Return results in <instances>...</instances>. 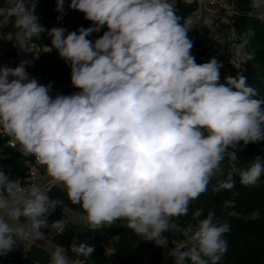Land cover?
Here are the masks:
<instances>
[{"label": "clouds", "instance_id": "clouds-1", "mask_svg": "<svg viewBox=\"0 0 264 264\" xmlns=\"http://www.w3.org/2000/svg\"><path fill=\"white\" fill-rule=\"evenodd\" d=\"M65 2L56 0L57 19L66 14ZM36 4L5 0L0 7V27L13 24L27 52H34L28 42L46 31ZM67 6L93 26L67 34L63 27L48 29L45 52L55 49L70 66L78 91L51 95L52 84L29 77L28 60L0 67V133L44 167L92 229L124 220L160 247L169 242L164 233L173 231L187 240L168 253L174 264H219L231 225L216 221L213 211L204 216L203 208L192 214L195 225L180 227L174 219L188 215L217 174L225 178L213 185L215 192L234 189L236 177L243 187L260 183L264 155L241 168L237 151L264 141V98L242 74L221 83L215 57L196 63L189 37L195 20L178 15L175 0H70ZM250 6L264 23V0H250ZM104 27L102 36L88 39ZM248 35L234 46L241 63L255 59L245 51ZM56 205L40 185L22 187L0 170V256L18 241L45 240L41 229H62L63 220L48 222ZM223 206L229 217L260 218L259 210L242 217L234 198ZM70 248L76 259L63 246H51L49 264H85L95 251L75 238Z\"/></svg>", "mask_w": 264, "mask_h": 264}, {"label": "trees", "instance_id": "trees-1", "mask_svg": "<svg viewBox=\"0 0 264 264\" xmlns=\"http://www.w3.org/2000/svg\"><path fill=\"white\" fill-rule=\"evenodd\" d=\"M236 5L237 9L240 11V7L245 3L244 0H232ZM70 0H66L65 7L68 5ZM45 3L47 6L44 7L45 11L54 12L55 14H60L56 11V0H44L37 7H41V5ZM175 9L177 14L179 15L183 12L181 17L192 16V5L184 4L181 2H177L175 5ZM241 12V11H240ZM3 17H0V20H3ZM65 19H62V22L65 24ZM245 20V17L239 16L235 19L234 24L241 23ZM75 29V27H73ZM71 26L72 31H75ZM106 27L102 28L100 32H98L99 37L103 35V32L106 31ZM197 31V23L194 24V29L189 33L190 39H192ZM2 32L13 34L14 35V26L11 23L5 24L2 26ZM94 37V34L88 37L91 39ZM262 39L259 38V35L256 34L255 40L253 39V48L255 52L260 53L259 45ZM46 40L44 35H41L39 38H33L29 44L35 43H45ZM49 46L51 43H48ZM264 54V50H263ZM199 58V57H198ZM201 60V59H200ZM200 60H197L198 63H202ZM32 74L39 75H48L50 79L54 80L57 85H63V95H67L75 90L71 85V69L70 66L58 55L57 51H53L51 54L46 55L44 57H39L36 65L31 70ZM247 77L248 81L251 82L252 87L257 88L259 96L257 98H264V74H260L254 70L250 63L246 64V68L244 71L240 72ZM241 150L237 151L238 162L240 159L242 161V167L245 168L249 164L252 163L255 156L264 155V141L258 143H249L244 148L241 145ZM8 155L14 156L15 161L13 164H10L8 160L3 162L4 166L7 168L4 171L10 179H18L23 176L25 171V167L23 162L29 157H25L22 155L18 148L8 152ZM222 168L224 171H227V160H225L222 164ZM225 177L223 175L217 174L212 178L211 183L208 186V190L203 193L197 200L193 201L188 210V215L183 217H178L174 219L176 224H183L186 226L191 223L195 225L196 221L192 220V214L195 210L199 208H203L204 216L207 215L208 211H213L215 214L216 221H227L231 225V231L226 234L225 238L228 241V251L224 254L219 264H264V175L261 177L260 183L255 187H243L239 183V177H236L237 183L234 189L231 191L223 190L221 192L213 191V185L217 183L219 180H223ZM51 199L62 200L64 204L70 208L74 209L75 204L71 203L68 199L67 195L59 194L57 196L51 195L49 193ZM235 199L236 202V211L240 212L242 217H248L250 213L254 210H259L260 218L256 220L252 219H241L236 217H229L227 215V211L230 209H225L223 206V202L227 199ZM204 216L201 217L204 218ZM66 220V216L64 214H53L48 217V222L51 224L55 220ZM122 221V220H118ZM46 228V230L51 229ZM126 226L122 227L116 234H119L120 241L119 245L123 248L124 252L127 254L130 252V247L134 246L138 243V237L135 233L130 232ZM173 231L166 232L164 234L169 235L172 234ZM73 238L80 240H86L89 246L94 247L95 251L92 256L88 257L87 260L89 264H109L108 259L102 255L101 249L99 248L98 243L94 244L92 240H90V236L94 239H98L103 235L114 234L112 231H108L104 228L90 230L87 234L83 231L75 229L68 222L66 231L63 235L55 238L60 245H64L66 242ZM89 237V239H88ZM175 239L182 244H187V240L182 235L176 233ZM159 251H153L150 259L146 264H156L157 263V254ZM32 254L34 257L40 261L41 263L49 262V255L43 251L33 250ZM7 259L14 260L17 264H30L27 260H23L18 254L17 251H12L9 255H6ZM169 264H174V260L171 257Z\"/></svg>", "mask_w": 264, "mask_h": 264}, {"label": "built area", "instance_id": "built-area-1", "mask_svg": "<svg viewBox=\"0 0 264 264\" xmlns=\"http://www.w3.org/2000/svg\"><path fill=\"white\" fill-rule=\"evenodd\" d=\"M42 1L44 0H37L36 7ZM177 2L192 5L191 15L197 23V31L195 36L192 38L193 48L191 49V53L195 57L196 63H198L197 60L200 59L202 60H200L202 63H205L211 58L215 57L219 62L222 63V67L220 69L221 83L225 82L226 76L235 77L238 73L244 71L247 63H241L239 57L234 54V46L240 43L242 40L234 33L235 19L241 15V12L237 9L234 2L232 0H175V5ZM205 21L209 22L204 23ZM53 27L65 28L66 34L67 32L72 31L71 27H67V25H65L62 20L53 22L50 29ZM95 34H97V37L94 39L91 38L93 41H95V39H97L99 36L98 33ZM32 51H34V49H32ZM35 55V53L27 51H25V54L21 55L20 53H17L16 50L11 46L8 47L5 45V43H2L0 45V67L8 66L15 68L21 60H28L31 62L30 64L26 65V71L29 74V77L37 79L38 83L42 85L52 84L51 95L55 96L57 94H62L63 85H57L54 80L49 78L48 75L31 73L30 70L35 67L38 60L34 58ZM38 56L40 57L39 54ZM74 92H76V90H72V92L67 95H70ZM10 139V137L0 133V170L7 169L3 162L7 160L9 156L8 152L18 148V146L12 147L9 145ZM23 164L25 171L23 176L17 179L18 183L22 187L38 184L49 194V180L51 178L47 176L44 167L37 165L35 159L30 156L29 159L23 162ZM53 200L57 202V205L51 215L56 213L64 214L68 207L62 200ZM63 221L64 224L62 229L53 227L49 230H46V228L41 229V231L45 233V240L37 239L33 242L31 240L18 241V245L13 251H17V254L23 260H27L30 264H45L38 261L32 254V251H43L48 254L50 258V251L46 248V243H50L52 246H63L68 253L69 259H76V255L71 252L70 248L74 238L66 242L64 245H60L55 239L63 235L66 231L68 221ZM79 242L87 243L86 240H77V243ZM80 258L84 259L83 257ZM0 264H17V262L7 259L6 256H0ZM46 264H49V262ZM85 264H89L87 259Z\"/></svg>", "mask_w": 264, "mask_h": 264}, {"label": "rangeland", "instance_id": "rangeland-1", "mask_svg": "<svg viewBox=\"0 0 264 264\" xmlns=\"http://www.w3.org/2000/svg\"><path fill=\"white\" fill-rule=\"evenodd\" d=\"M244 4L240 7L241 11V16L245 17V20L241 23L234 24V33L236 34L237 37H240L241 39L244 38L246 34L248 35L249 39V44L246 47L245 51L247 52H254L255 53V59L246 63H250L254 70L260 74H264V23L261 21L257 20L254 16V10L250 6V0H244ZM7 6L5 5V0H0V7ZM47 5L43 3L41 7H36L35 9V15L38 17V22L46 29L44 33L41 35H44V38L46 40L45 43H35L33 44H27L28 49H34L35 51H38L40 57H44L46 55H49L53 51H56L53 49L50 52H45L47 50L46 46H49L48 43H51V38L47 35V30L50 29L51 25L53 22H56L58 20L65 19L64 21L66 22L65 25L67 27H75V31L80 28H88L93 26L91 21H88L84 18V14L80 13L78 11H74L68 8V6L65 7V15H63L62 19H57L58 16L61 14H55L54 12H48L45 11L44 7ZM184 12V11H183ZM181 12L180 14H182ZM179 14V15H180ZM0 31V45L2 43H6L5 45L11 46L16 50L17 53L25 54V48L22 47L19 42H17L14 38L13 34H8V33H3L2 32V27ZM14 31L15 28H14ZM256 34L259 35V38L262 39L259 45L260 53L255 52L253 48V39L255 40ZM40 35V36H41ZM97 37V34L94 33L93 39ZM225 37V36H223ZM99 38V36H98ZM34 47V48H33ZM33 52V53H34ZM204 63V62H203ZM248 84L250 86L251 82L248 81ZM257 89V88H256ZM78 91V89H75ZM258 90V89H257ZM14 156L9 155L7 160L9 161L10 164H13L15 161ZM242 161L240 159V162H238V167H242ZM49 188H50V193L53 196H57L59 194H64L66 195V191L60 186L58 183L52 180V178L49 180ZM68 211V214L66 215V220L74 227L75 229H78L80 231H83L85 234L88 233L90 230H96L92 229L89 227L87 222L84 219V213L79 205L75 204L74 209H70ZM127 223L126 221H117L111 228L108 227H103L104 229L108 231H112L114 234H107L103 235L97 240L94 239L93 237L90 236V240L93 241L94 244L98 243L99 248L101 249L102 255H104L108 261L109 264H146L148 260L150 259L152 252L153 251H159L157 254V263L156 264H169V261L171 257L168 255V253L175 247V244H181V242H178L175 239V232H172V234L166 235L169 240L167 247H160L155 244L154 241H147L144 240L145 238L142 236H137L138 237V243L135 244L134 246L130 247V252L125 253L123 248L119 245V239L120 235L116 234V231L121 229L122 227L126 226ZM180 227H184L183 224H177ZM134 233L132 230L130 231ZM74 234L72 235L73 239ZM89 239V237H88ZM148 246H152L154 249L151 251L148 249Z\"/></svg>", "mask_w": 264, "mask_h": 264}, {"label": "crops", "instance_id": "crops-1", "mask_svg": "<svg viewBox=\"0 0 264 264\" xmlns=\"http://www.w3.org/2000/svg\"><path fill=\"white\" fill-rule=\"evenodd\" d=\"M0 31H1V28H0ZM1 40V39H0ZM6 44V43H5ZM7 46V45H6ZM219 46V45H218ZM9 47V46H8ZM69 209V208H68ZM67 209V211L64 213V215L66 216L67 214H68V211H70V210H68ZM182 244V243H181ZM51 244L50 243H46V248L50 251V248H51ZM171 257V256H170ZM69 258V257H68Z\"/></svg>", "mask_w": 264, "mask_h": 264}, {"label": "water", "instance_id": "water-1", "mask_svg": "<svg viewBox=\"0 0 264 264\" xmlns=\"http://www.w3.org/2000/svg\"><path fill=\"white\" fill-rule=\"evenodd\" d=\"M148 249H150L151 251L154 249L152 246H148Z\"/></svg>", "mask_w": 264, "mask_h": 264}]
</instances>
